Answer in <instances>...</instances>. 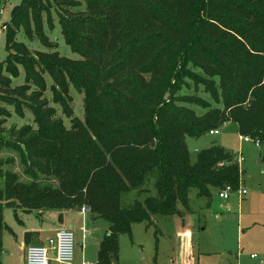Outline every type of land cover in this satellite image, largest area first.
Wrapping results in <instances>:
<instances>
[{"label":"trees","instance_id":"1","mask_svg":"<svg viewBox=\"0 0 264 264\" xmlns=\"http://www.w3.org/2000/svg\"><path fill=\"white\" fill-rule=\"evenodd\" d=\"M85 2L84 13L63 10V36L78 60L56 54H37L34 60L17 50L25 59L19 63L26 84L36 89L31 96L27 88L12 89L0 69V98L28 99L37 124L36 130L5 131L0 122V137L7 134L0 149L18 153L31 179L40 173L57 182L41 190L36 182L21 184L16 174L2 170L8 162L0 160V255L3 234L13 235L3 222V210L13 201L25 214L88 205L109 224L97 264H113L120 235L130 237L132 225L151 224L152 217L177 215V203L187 210L189 189L199 198L225 186L238 189L241 173L233 156L212 146L196 152L191 163L186 137L233 122L239 137L264 142V0ZM180 54L178 70L174 59ZM44 73L64 94L71 84L83 95V122L66 129L56 112L39 102ZM186 80L201 83L193 91L202 86L221 109L195 94L178 95L189 89ZM57 103L68 113L63 99ZM194 106L204 115L197 116ZM0 116H5L1 107ZM151 180L155 196L134 200L129 208L121 205L123 195Z\"/></svg>","mask_w":264,"mask_h":264},{"label":"rangeland","instance_id":"2","mask_svg":"<svg viewBox=\"0 0 264 264\" xmlns=\"http://www.w3.org/2000/svg\"><path fill=\"white\" fill-rule=\"evenodd\" d=\"M14 8L18 10L11 19ZM64 9L72 13H84L86 2L0 0V69L9 79L12 89L18 91L27 88L24 90L27 96H31L36 90L26 84L25 69L19 63L20 60L25 62V59L18 55L19 49L26 52L29 59L34 60H38L37 54H56L70 60L79 59L63 36L62 23L67 20ZM41 37L45 39V43ZM183 60V54L174 59L178 70L181 69ZM189 69L191 70V67ZM43 80L44 90L39 102H45L49 109L54 110L66 129L70 128L73 121L83 122V95L71 84L68 86V92L64 94L58 89L53 77L47 73L43 74ZM214 81L218 83V79ZM186 82L189 89H182L178 95L195 94L212 107L221 109V105L213 104L209 95L203 92L202 86H197V91H193L194 87L201 83L197 84V80ZM166 97L168 98V95ZM59 99L66 103L68 113L63 112L57 103ZM0 107L5 111V116H0L5 131H17L22 127L37 129L34 108L28 99L3 97L0 98ZM192 109L197 116L205 113L200 107L194 106ZM217 130L219 134L215 136L205 134L185 138L190 161H195L196 152L212 146L223 148L236 162L241 158L242 161L237 163L241 173L239 185L247 194L241 200L236 195H231L228 201L223 202L218 199L216 192H212L210 198H199L194 188L189 189L187 210L177 203V215L152 217L151 224L143 222L132 225L130 237L126 234L120 235L118 258L113 264H264V142L260 147L242 142L233 122H226ZM0 138L6 140L7 134H2ZM0 160L8 162L2 170L16 174L21 184L36 182L34 186L40 190L45 187H57L53 176L47 177L38 173L36 180L31 179L24 173L19 154L7 147L0 149ZM2 187L3 180L0 179V189ZM148 196H155L152 180L123 195L121 205L129 208L134 200L143 201ZM12 211L17 212V218L13 216ZM23 212L24 209L15 201L9 209L3 210V222L13 234L19 235L21 221L26 227L39 223L36 216L38 213ZM101 222L108 225L104 221ZM78 228L73 230L75 260L79 259L81 252ZM186 239L190 244H186ZM2 246L6 254L0 255V264H23L22 252L13 235L5 232L2 236ZM251 255H255V258L251 259ZM85 262L90 263L88 255ZM91 263L97 264L96 260H91Z\"/></svg>","mask_w":264,"mask_h":264},{"label":"crops","instance_id":"3","mask_svg":"<svg viewBox=\"0 0 264 264\" xmlns=\"http://www.w3.org/2000/svg\"><path fill=\"white\" fill-rule=\"evenodd\" d=\"M36 216L39 221L38 224L36 225L31 224V227H26L25 225H23V222L20 220L21 230L19 231V235L15 233L13 234V237L18 242V248L22 252L23 264H24V254L26 248L36 245H43L47 239L54 237L55 232L59 228L70 229L73 233V230L76 227H79L78 228L80 232L79 246L81 252L79 259L78 260L74 259L72 264H87L85 262V258L87 255H88V259H90V263L88 264H93L91 263V260L92 261L96 260L97 263L98 249L104 236L108 233L109 224L108 225L103 224L101 222L103 220L96 218L92 214L83 216L78 211V209L69 210V211L39 212L38 215ZM82 230H84L87 233L85 240H82ZM98 230H100L99 233H97ZM26 234H28V238L25 241ZM87 239H89L88 243H86ZM186 244L187 245L190 244L188 243V239H186ZM2 254H6V250H3ZM7 256L10 255L7 254Z\"/></svg>","mask_w":264,"mask_h":264},{"label":"built area","instance_id":"4","mask_svg":"<svg viewBox=\"0 0 264 264\" xmlns=\"http://www.w3.org/2000/svg\"><path fill=\"white\" fill-rule=\"evenodd\" d=\"M218 130H212L209 136L218 135ZM244 143H253L255 147H260L258 141H253L249 137H241ZM241 158L237 161L240 163ZM247 194V191L239 185L235 191L230 186H225L216 192L219 200L226 202L231 195H236L239 200ZM78 211L83 215L91 214V208L88 205L81 206ZM87 233L82 230V240H85ZM251 259L255 255L250 256ZM74 260V236L70 229L59 228L54 237L49 238L43 245H36L26 248L24 254V264H72Z\"/></svg>","mask_w":264,"mask_h":264},{"label":"water","instance_id":"5","mask_svg":"<svg viewBox=\"0 0 264 264\" xmlns=\"http://www.w3.org/2000/svg\"><path fill=\"white\" fill-rule=\"evenodd\" d=\"M16 9H17V8H14V9L12 10V12H11V19L13 18ZM6 25H9V24H6Z\"/></svg>","mask_w":264,"mask_h":264}]
</instances>
